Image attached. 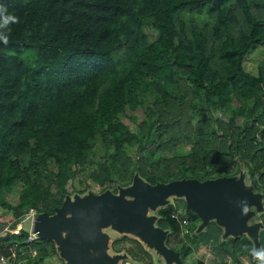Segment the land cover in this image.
<instances>
[{
	"label": "trees",
	"instance_id": "1",
	"mask_svg": "<svg viewBox=\"0 0 264 264\" xmlns=\"http://www.w3.org/2000/svg\"><path fill=\"white\" fill-rule=\"evenodd\" d=\"M0 5L17 18L0 27L8 38L0 41V208L12 230L32 212L55 216L69 183L89 171L102 193L136 177L156 187L246 176L264 197V60L257 74L244 66L264 45V0ZM20 185L12 205L6 195ZM172 209L159 212L168 242L181 234ZM181 219L191 222L188 243L203 247L198 264L209 252L212 264H241L255 249L246 236L227 243L216 222L196 235L198 217ZM8 235L6 262L13 249L32 248L37 264L58 256L54 241H31L24 229Z\"/></svg>",
	"mask_w": 264,
	"mask_h": 264
},
{
	"label": "rangeland",
	"instance_id": "2",
	"mask_svg": "<svg viewBox=\"0 0 264 264\" xmlns=\"http://www.w3.org/2000/svg\"><path fill=\"white\" fill-rule=\"evenodd\" d=\"M30 55H35V52L31 50L24 58ZM263 60L264 45L252 51L246 58L244 62L246 71L251 74H257L259 65ZM188 99L190 101L189 97ZM137 115L139 119L142 118L141 111H138ZM241 122L239 123L241 124ZM191 149L192 146L189 145L183 152L189 153ZM132 155L134 156V154ZM138 183L145 186L148 185L140 177H136L128 187L118 188L115 185L111 189L108 188L105 193H102L101 188L90 179V171L83 172L77 179L71 181L68 185L69 196L65 202L67 213L64 216V220L75 224L76 228L68 229L65 226L60 228V237L54 240L58 256L47 259L44 264H73L75 261L69 255H66L72 245L76 253L81 251L80 253L82 254L81 259L75 256L74 259L77 264H163L158 254L159 248L156 245L164 240V236L158 233L153 237L152 242L150 241L152 245L145 243V241L139 242L141 243L139 244L138 240H135L137 233L141 232L139 228L128 223L118 224L119 222H117L116 224L112 220L119 216L121 208L110 206L108 201L114 197L113 201L115 204H119L125 209L131 207L136 194L133 192H135ZM145 188L147 189V187ZM183 189V191H189L188 187ZM21 191L22 186L20 185L13 193L6 195V200L12 205H17ZM117 191L118 193L115 194L114 192ZM183 191L179 194L165 195L166 203L159 201L158 203L161 205L157 209L166 208L167 204H171L172 208L180 213L181 216L187 214L197 216L198 219L194 227L198 228L200 226L201 229H203L205 223H210L215 219V222H217L218 216L221 215L226 218V222L220 220L218 226L226 232L224 237L227 238V243L231 244L234 237H237L241 231L248 229V236L252 241L261 239L259 242L260 247L257 245L256 249L264 248V241L262 240L264 236V218L261 219L264 214V197L259 193H255L256 189L246 179V176L241 181L234 180L230 184H224L223 186L213 184L198 185L193 193L194 197L191 196L190 198ZM119 193H125L126 202L129 205H122L120 203L121 200L117 201L115 199L119 198L117 196ZM161 197L162 195L155 194L153 199ZM137 200L138 198L135 199V201ZM135 206H137L136 203ZM58 214L56 212V215ZM109 218L111 220L104 225L105 220L107 221ZM38 220L39 216L32 212L18 226L16 231L23 228L25 231L38 236L35 232ZM234 221L241 223V226L235 228ZM13 222L12 214L0 208V225H7V228L11 230ZM153 222L155 224L156 220L153 219ZM236 229H238L237 232L235 231ZM13 233L15 232L12 230ZM5 234L4 232L1 236L5 237ZM181 237L185 236L181 235ZM76 238V244H73L75 243L73 239ZM12 251L13 256L8 258L6 264H37L36 253L32 248L29 250L25 249L22 252H17L14 249ZM229 252L227 255H229ZM116 253L121 254L118 255ZM241 258L243 264H259L254 256H243L239 260Z\"/></svg>",
	"mask_w": 264,
	"mask_h": 264
},
{
	"label": "water",
	"instance_id": "3",
	"mask_svg": "<svg viewBox=\"0 0 264 264\" xmlns=\"http://www.w3.org/2000/svg\"><path fill=\"white\" fill-rule=\"evenodd\" d=\"M206 184L221 185L218 182H207V183L201 184V183L196 182V181H184V182L173 183V184H170L167 186L159 185L156 187H152L149 185L145 186L141 183H138V185L135 188V193L138 196V201L136 202L137 206H135V203L131 204L132 205L131 207L127 206L128 207L127 208L128 210H127V209L123 208L121 205L115 204V202L113 201L114 197H112L113 199H110V201H108V204L110 206H112V207L116 206L117 208H119V207L121 208L120 211L118 210L119 211V214H118L119 219H118V217H115V219H112V220L116 224H117V222H119L118 224L128 223V224L134 225L135 227H137L141 230L140 233H142V235H144L145 237H149V236H147L149 234H153L154 236H156L158 233L152 232L149 228H147V227H149L148 223H150V221H146L144 216H143V214H145V212L147 211L146 208L149 207L150 205L156 206L159 201L164 199L165 195L182 193V191L184 190L183 189L184 187L189 188V191H183V192H186V194H188V198H190L191 196L194 197L193 193L197 189V186L198 185H206ZM144 186L147 187V189ZM155 194L162 195V197L159 199L158 198L153 199ZM124 197H125V193H122L121 197L115 198V199L117 201L121 200L120 203L122 205H129L125 201ZM56 212L59 214L55 215L53 217H50L47 214H43V215L39 216V220L37 222V226L35 229V232L38 234L39 238L46 239L49 241H54L55 239L56 240L59 239L61 227L65 226L68 229L75 227V224L69 223L68 221L64 220V216L67 213V209L65 207V204H64L62 209H59ZM109 220H111V219L109 218V219H107V221L105 220L104 225H106ZM78 228H79V226H78ZM5 231H6V227L4 225H0V243L5 242L9 238L8 234H6L5 237L1 236V234L4 233ZM73 241H75V243H73V244H76L77 238L73 239ZM157 246L159 247L160 250H164V248L162 247V242L158 243ZM80 252L76 253V251L73 249V245H72V248L70 246V250L66 255L67 256L69 255L75 261V262H73V264H77V262L74 258L76 256L78 259H81L82 254ZM167 254L170 255L169 253H167Z\"/></svg>",
	"mask_w": 264,
	"mask_h": 264
},
{
	"label": "crops",
	"instance_id": "4",
	"mask_svg": "<svg viewBox=\"0 0 264 264\" xmlns=\"http://www.w3.org/2000/svg\"><path fill=\"white\" fill-rule=\"evenodd\" d=\"M231 182L229 183H220L221 185L220 186H223L224 184H230ZM150 186V185H149ZM135 194V192H133ZM121 194L122 193H119L117 196L118 197H121ZM169 195V194H168ZM167 195V196H168ZM135 199L138 198L137 194L134 195ZM125 201H126V196L124 197ZM135 199L132 201V204L136 203L137 201H135ZM162 202L166 203L165 201V198L163 200H161ZM159 205L161 204H157L156 206L154 205H150L149 207L146 208V212L145 214H143L144 218L146 221H150V223H148L149 228L152 232H156V233H159L161 234L162 236H164V240L162 241V247L164 248V250H160L158 251V254L159 256L161 257L162 261H163V264H198V261L203 257V253H202V248L198 251V249L195 247H193L191 244L188 243V240H187V237H181L182 235V229H181V234L177 235V236H173L171 238V241L168 242V238L170 236V232L168 230H163L161 229L159 226H158V221L160 219V214L159 212L163 209H166L167 207H169L171 204H167L166 208H162V209H157L159 207ZM174 210V209H173ZM176 211V210H175ZM151 217V218H149ZM153 219L156 220L155 224L153 222ZM218 221L216 222L217 225L218 223L220 222V220H223L222 222H226V218L219 215L218 216ZM262 219V218H261ZM216 220V219H215ZM215 220L211 221L210 223L212 222H215ZM254 220V219H253ZM152 221V223H151ZM210 223H205V225H203V229H201V227L199 226L198 228H196V232L195 234L196 235H200L202 233H205L208 228H209V225ZM157 225V226H156ZM234 226L235 228H239L241 226V223L239 222H235L234 221ZM264 226V225H263ZM135 227V226H134ZM220 227V226H219ZM200 228V229H199ZM221 228V227H220ZM148 229V230H149ZM223 230V229H222ZM236 232L238 231V229L235 230ZM226 234V232H224L223 230V238L225 241H228L227 238L224 237V235ZM246 234V235H245ZM149 237H145L144 235H142V233H137V236H135V240L139 243V242H144L149 244V245H152L150 244V241L152 242L153 240V237L154 235L153 234H149L147 235ZM166 236V237H165ZM184 236V235H182ZM240 236H246L247 238H249L248 236V229L244 230V231H241L240 234H238L237 237H240ZM237 237H234L237 238ZM250 239V238H249ZM251 240V239H250ZM262 240L264 241V236L262 237ZM252 241V240H251ZM254 243V248L256 249V246L260 245L259 242H260V239L258 240H254L252 241ZM141 244V243H139ZM186 245L187 249L184 250V252H182V248L183 246ZM157 248H159L157 245H156ZM260 247V246H259ZM188 249H190V252H188ZM257 250V249H256ZM121 253H123L121 251ZM121 253H116L118 255H120ZM167 253H169L170 255H168ZM202 253V254H200ZM250 257H252L253 255H249ZM207 258H208V261H205L207 264H212V260L214 259V253L213 252H209L207 254ZM249 258V257H248ZM244 261V260H243ZM242 262V258L240 260V263ZM125 263H129V262H125ZM214 263V261H213ZM248 263V262H247ZM243 264V262H242Z\"/></svg>",
	"mask_w": 264,
	"mask_h": 264
},
{
	"label": "clouds",
	"instance_id": "5",
	"mask_svg": "<svg viewBox=\"0 0 264 264\" xmlns=\"http://www.w3.org/2000/svg\"><path fill=\"white\" fill-rule=\"evenodd\" d=\"M7 8L4 5H0V27H7L9 23H16L17 18L13 15H6ZM0 41H3L5 44L8 43V38L0 34ZM6 235V234H5ZM252 255L254 256L255 260L259 262V264H264V248L259 250L253 249ZM229 260H231L229 258Z\"/></svg>",
	"mask_w": 264,
	"mask_h": 264
},
{
	"label": "built area",
	"instance_id": "6",
	"mask_svg": "<svg viewBox=\"0 0 264 264\" xmlns=\"http://www.w3.org/2000/svg\"><path fill=\"white\" fill-rule=\"evenodd\" d=\"M257 141H258V142H261V139H260L259 136L257 137ZM171 218L180 222V224H181V229H182V235L187 236V235L190 234L191 222H190L188 219H181V214L178 213V212H174V213H172ZM19 229H20V228H19ZM22 229H23V228H22ZM22 229L17 230V231H16V230H13V232H15V233H13V234H15V235H19V234H20V231H21ZM5 233H6V234H12V229L10 230V229H8V228L6 227V231H5ZM36 239H38V236H37L36 234L33 235V234L31 233V239H30V240H31V241H34V240H36ZM0 264H6V258H5V257L0 256ZM206 264H207V263H206Z\"/></svg>",
	"mask_w": 264,
	"mask_h": 264
}]
</instances>
